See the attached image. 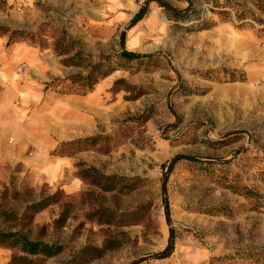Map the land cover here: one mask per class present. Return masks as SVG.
<instances>
[{
  "label": "rangeland",
  "instance_id": "rangeland-1",
  "mask_svg": "<svg viewBox=\"0 0 264 264\" xmlns=\"http://www.w3.org/2000/svg\"><path fill=\"white\" fill-rule=\"evenodd\" d=\"M147 1L0 0V264H264V0Z\"/></svg>",
  "mask_w": 264,
  "mask_h": 264
},
{
  "label": "trees",
  "instance_id": "trees-1",
  "mask_svg": "<svg viewBox=\"0 0 264 264\" xmlns=\"http://www.w3.org/2000/svg\"><path fill=\"white\" fill-rule=\"evenodd\" d=\"M151 2L158 3L160 7L165 8L167 11L175 15L179 16L182 14V11H177L173 9L169 4L162 2L160 0H148L147 4H150ZM144 14H145V9H142L136 16L135 22L139 21ZM123 56L127 58L126 59L127 62H132V60H134L135 58H138V57H135L132 53H127V52H125ZM93 75L94 73H91L90 76L86 78V80H91L93 78ZM96 81L97 80L95 79V82ZM93 86H94V83L90 85L89 90L92 89ZM181 161H187L191 163L200 162L198 159L194 157L186 156V155H179L173 158L167 165H163V170L165 169V174H164L163 183H162V188H163L164 193H166V185H167L170 173L173 171L176 164ZM37 206H39L38 203L33 204L32 208H35ZM164 207H165L167 222L170 223L171 221L170 206H169L167 198L164 199ZM2 216H4L5 219L7 220H11L12 218L13 219L15 218L13 213H10L7 211H2ZM174 235H175L174 231L171 230L168 245L162 252L157 253L151 257L140 259L134 264H142L144 262H148L152 260H163V259L170 258L174 252ZM0 247L10 248L13 250H19L22 253H25L27 255H33V256L43 254L47 257H53L59 254V248H56L53 245H47L41 242L32 241L24 233L20 231H7V232L0 231Z\"/></svg>",
  "mask_w": 264,
  "mask_h": 264
},
{
  "label": "crops",
  "instance_id": "crops-1",
  "mask_svg": "<svg viewBox=\"0 0 264 264\" xmlns=\"http://www.w3.org/2000/svg\"><path fill=\"white\" fill-rule=\"evenodd\" d=\"M4 139H5V138H3V139L1 140V138H0V146H2V147H1V148H2L1 151H6V149H7V147H6V142H5ZM1 143H2V145H1Z\"/></svg>",
  "mask_w": 264,
  "mask_h": 264
}]
</instances>
